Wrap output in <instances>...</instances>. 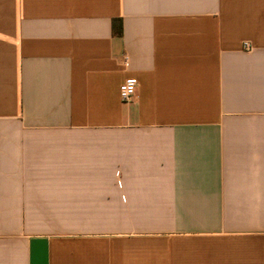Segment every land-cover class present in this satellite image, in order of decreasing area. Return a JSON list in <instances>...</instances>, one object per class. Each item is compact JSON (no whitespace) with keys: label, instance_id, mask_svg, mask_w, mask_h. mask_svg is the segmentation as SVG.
I'll list each match as a JSON object with an SVG mask.
<instances>
[{"label":"crops","instance_id":"0c3cea01","mask_svg":"<svg viewBox=\"0 0 264 264\" xmlns=\"http://www.w3.org/2000/svg\"><path fill=\"white\" fill-rule=\"evenodd\" d=\"M0 264H264V0H0Z\"/></svg>","mask_w":264,"mask_h":264},{"label":"built area","instance_id":"2783aa9c","mask_svg":"<svg viewBox=\"0 0 264 264\" xmlns=\"http://www.w3.org/2000/svg\"><path fill=\"white\" fill-rule=\"evenodd\" d=\"M242 48L246 51L251 49L248 41H243ZM125 60V57H124ZM137 81L134 77L126 78L119 86V97L123 103L129 102L135 94Z\"/></svg>","mask_w":264,"mask_h":264},{"label":"trees","instance_id":"16d2710c","mask_svg":"<svg viewBox=\"0 0 264 264\" xmlns=\"http://www.w3.org/2000/svg\"><path fill=\"white\" fill-rule=\"evenodd\" d=\"M112 29L114 31L115 35L121 34V20L120 19H114L112 22Z\"/></svg>","mask_w":264,"mask_h":264}]
</instances>
